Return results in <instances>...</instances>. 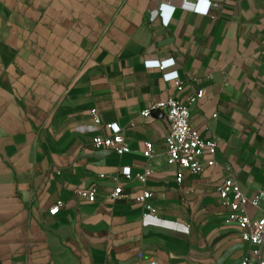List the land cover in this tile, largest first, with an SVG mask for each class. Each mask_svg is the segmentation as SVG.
<instances>
[{
  "label": "crops",
  "instance_id": "0c3cea01",
  "mask_svg": "<svg viewBox=\"0 0 264 264\" xmlns=\"http://www.w3.org/2000/svg\"><path fill=\"white\" fill-rule=\"evenodd\" d=\"M206 2L209 15L181 0H0V264L260 263L225 223L219 187L232 172L248 196L264 191V0ZM161 4L176 7L167 26L150 20ZM199 90L190 123L218 147L214 166L191 173L167 162L164 113H141ZM92 109L102 125L82 133ZM110 123L130 144L122 156L94 145ZM91 188L95 202L81 194ZM144 190L155 215L135 201Z\"/></svg>",
  "mask_w": 264,
  "mask_h": 264
},
{
  "label": "built area",
  "instance_id": "2783aa9c",
  "mask_svg": "<svg viewBox=\"0 0 264 264\" xmlns=\"http://www.w3.org/2000/svg\"><path fill=\"white\" fill-rule=\"evenodd\" d=\"M199 2L202 0H198ZM198 2V3H199ZM198 3H193L190 0H181V8L191 11H200L201 14L209 15L211 10V2H206V7L202 10L198 9ZM176 10L175 6L161 4L160 7L151 12L150 20L153 22L157 18L162 20L164 25H168ZM174 65V60L166 61H149V68H157L165 70ZM164 78L167 81H174L178 91H182L183 83L179 80L177 72L166 73ZM204 97V90H199L189 98L185 103L177 97H170L164 101H158L152 104L148 109L144 110L141 115L148 119L155 112H163L167 121L169 132L166 136L167 162L170 165H177L191 173H199L205 165L214 166L216 164V152L218 143L214 138H205L202 133L194 128L190 123L191 105L197 100ZM91 124L79 127L82 133L96 132L102 125L101 117L97 109H92L90 112ZM107 129L110 132L109 136L97 134L94 137V145L96 148H110L118 155L122 156L128 153L131 148L127 141L123 129L117 123L107 124ZM146 154L149 158L154 156L153 145L151 142L146 143ZM150 169H146L144 173L136 175V178L142 182H146L151 174ZM122 174L127 178H132L131 167H124ZM184 173L178 174V182H182ZM88 202H95L97 189L81 193ZM123 188L117 186L113 192L109 194V198L117 200L124 197ZM219 197L222 203L228 208L225 214V223L235 224L239 227L242 239L257 246L259 249L254 253L260 258L259 264H264L261 258V249L264 247V210L261 216H254L252 209H260L264 205V191L258 195L250 197L244 193L240 183L235 178L232 172L229 173L225 182L219 187ZM153 193L144 190L136 196V203L140 204L143 209V215L146 217L150 214L155 215V207L152 203ZM63 206V201L56 202L49 209L50 215H57ZM242 264H251L250 258H246Z\"/></svg>",
  "mask_w": 264,
  "mask_h": 264
}]
</instances>
